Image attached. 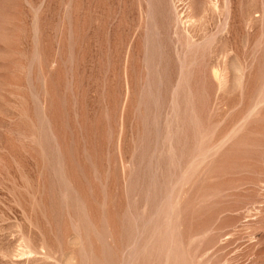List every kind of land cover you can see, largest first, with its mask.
<instances>
[{
    "label": "rangeland",
    "instance_id": "rangeland-1",
    "mask_svg": "<svg viewBox=\"0 0 264 264\" xmlns=\"http://www.w3.org/2000/svg\"><path fill=\"white\" fill-rule=\"evenodd\" d=\"M0 264H264V0H0Z\"/></svg>",
    "mask_w": 264,
    "mask_h": 264
}]
</instances>
